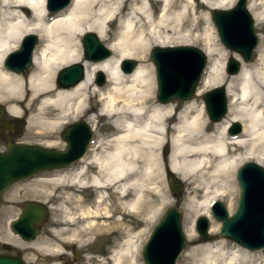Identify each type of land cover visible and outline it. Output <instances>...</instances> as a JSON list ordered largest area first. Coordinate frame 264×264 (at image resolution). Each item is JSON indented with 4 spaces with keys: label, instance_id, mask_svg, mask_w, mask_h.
<instances>
[{
    "label": "bare ground",
    "instance_id": "6f19581e",
    "mask_svg": "<svg viewBox=\"0 0 264 264\" xmlns=\"http://www.w3.org/2000/svg\"><path fill=\"white\" fill-rule=\"evenodd\" d=\"M234 2L71 0L50 13L46 0H0V103L5 104L7 113L20 116L30 110V127L58 128L90 114L91 98L98 96V112L87 120L95 127V121L102 118L108 128L106 138L90 145L75 170L59 171L55 178L43 175L34 179L92 189L93 202L76 216L80 224L71 230L69 239L83 231V238L91 240L90 235L104 230L103 235L110 237L108 257L96 260L97 264H142L139 251L147 225L170 202L161 188V170L167 172V181L175 178L173 174L188 181L192 187L185 203L187 212L211 221L209 205L214 200L229 198L231 211L237 169L246 161L264 166V0H247L258 28V44L254 57L241 62L237 73L226 75L224 60L229 54L239 61L242 56L220 47L209 36L203 38L209 62L193 99L180 105L160 102L154 96L152 66L144 63L152 46L189 45L199 18L208 17L201 7L225 10ZM87 32L95 33L113 54L88 61L81 45ZM28 34L38 36L30 69H8L6 57ZM215 54L221 56L218 62L211 59ZM125 59L138 60L130 73L120 68ZM76 62L84 66L83 79L70 87L59 86L60 70ZM98 72L106 76L102 86H97L96 76L94 79ZM219 86L228 98L227 111L212 122L197 98L206 89ZM235 123L241 126L238 132L231 130ZM167 144L165 157L160 151ZM199 191L201 198H197ZM74 220L72 213H66V222L54 231L55 236ZM220 225L211 222L209 232L216 233ZM184 230L190 244L182 264H264V248L254 251L240 244L228 248L223 240L198 242L189 215ZM31 246L56 255L59 251V246L38 241Z\"/></svg>",
    "mask_w": 264,
    "mask_h": 264
},
{
    "label": "water",
    "instance_id": "95a60500",
    "mask_svg": "<svg viewBox=\"0 0 264 264\" xmlns=\"http://www.w3.org/2000/svg\"><path fill=\"white\" fill-rule=\"evenodd\" d=\"M71 0H47L49 11H58ZM211 20L223 45L241 54L249 61L253 49L258 43L254 30V21L247 9V0H237L230 9H212ZM37 36H24L18 50L11 52L5 59V66L16 72L29 70L32 65V52ZM81 43L87 60L99 61L111 55V50L99 41L93 32L83 35ZM149 57L154 65L157 82L156 96L160 102L170 100H189L195 96L198 83L207 66V55L203 50L191 45L155 46ZM137 61L122 60L120 68L126 73L133 71ZM241 64L229 58L225 62V71L235 74ZM85 74L84 66L72 63L58 73L56 82L61 87H70L80 82ZM105 81L102 72L96 73L98 85ZM206 113L213 122L219 121L227 111L228 99L223 86L211 88L203 94ZM4 106L0 104V123L10 131L13 120L2 117ZM241 126L235 123L232 132H238ZM66 144L63 151L40 145L14 142L6 137L7 149L0 152V204L3 193L18 181L35 176L42 171L60 169L83 157L93 138L92 129L84 121L69 124L62 131ZM168 147L164 152L167 153ZM239 197L236 209L228 214L225 205L216 200L211 205L213 217L221 222L219 236L233 240L251 249L264 248V167L256 162L243 163L236 171ZM168 184L174 196H178L183 186L178 179L168 177ZM48 217L47 206L39 201L25 203L21 215L11 223V229L25 240H34L39 229ZM209 221L205 216L197 217L195 228L199 241L214 238L208 234ZM186 236L182 228V212L178 205L167 208L152 228L142 249L144 264H177L179 254L186 245ZM0 264H23L21 260L10 256H0Z\"/></svg>",
    "mask_w": 264,
    "mask_h": 264
},
{
    "label": "rangeland",
    "instance_id": "374dc122",
    "mask_svg": "<svg viewBox=\"0 0 264 264\" xmlns=\"http://www.w3.org/2000/svg\"><path fill=\"white\" fill-rule=\"evenodd\" d=\"M234 4H235V2H234ZM201 8L206 12L208 11V17L207 18H204V17L199 18L200 25L198 27V30L193 32L195 34V36L193 35V37L191 38L192 40H191L189 45L195 46V47L200 48L201 50L204 51V49H203L204 48L203 38L205 39V37L209 36L210 39L212 41H214L216 44H218L220 47L225 48L228 51H233V50L226 48L223 45V43L220 41V39L217 35V32H216L215 26L211 20V16H210L211 10H208L206 7H201ZM112 27H114V24L112 25ZM254 30H255V33L258 37V28L255 25V21H254ZM37 41H38V36H37ZM101 43L103 45H105V43H103V42H101ZM20 44H21V41H20ZM81 45H82V43H81ZM155 46H152L149 49V51L146 55V61H144V63L149 65V66L150 65L152 66V69H153L152 73H153L155 84L157 87L154 65H153V63L149 57V53H150L151 49ZM19 47H20V45H19ZM19 47H18V49H19ZM256 47L253 49L251 59L254 57ZM82 49H83V45H82ZM207 58H208V56H207ZM229 58H233V59L237 60L236 58H234L233 56H231L229 54V55H227V57L225 58L224 61L226 62ZM211 59H212V61L217 60V62H218V60L221 59V56L218 54L217 55L215 54ZM88 61H90V60H88ZM136 61L138 63V60H136ZM237 61L240 64H241V62H245L243 60V58L241 61H239V60H237ZM249 61H247V62H249ZM208 62H209V59L207 61V65H208ZM223 72L226 75H231L225 71V68H224ZM95 76H96V73L94 74V79H95ZM200 81L198 83L197 88L200 85ZM105 82H106V80H105ZM97 86H102V85H97ZM156 87H155V91H154L155 98H157ZM211 88H213V87H211ZM211 88H208L202 92L201 96L197 98V104H200L202 102L204 104L203 94ZM88 90L92 91V86ZM172 101L179 102V105H180V104H182V101H186V100L175 99V100H171L169 102H172ZM98 102H99L98 96H93L91 98V101H90V104L93 106L92 107L93 110L91 111L90 114L84 115V117L82 115H80V116H78L77 119L66 122L65 124L61 125L58 128L30 127L29 119H30V116L32 114V112L30 110L28 112H23L20 116H13V115H10L9 113H7V111L5 109L3 117L13 119L14 125H15V129H14L12 135L11 134H6V135L12 136L13 141H15V142L40 145L43 147L54 148V149L62 151L65 149L66 146H65V142L62 139L61 132L63 131V129H65V127L68 124L82 120V121L86 122L87 124H89L92 131H93L94 135H93V140L91 142V144H93L97 140L105 139L107 131H108V128L103 126L104 120L102 118L95 121V127H92L90 122H88V120H87L88 117H90L91 115L97 114L96 112H98V109L100 107ZM0 104L3 105L5 108V104H3V103H0ZM208 119H209V117H208ZM167 147H168V144H167ZM6 149H7L6 137L5 138L0 137V152L5 151ZM164 149L165 148H163L160 151V154L162 156L167 157L168 152H169V148H168L167 153L164 152ZM246 162H244V163H246ZM167 163H168V161L165 162V165H167V167H168ZM261 166H263V165H261ZM51 173H52L51 171L40 172L37 175H35V177H33L32 179H27V181L25 183L17 182L16 184H14L10 188V190L8 192H6L4 194V196H3L4 199H9L12 201H7V200L4 201V199H3V205L0 208V236L4 237V238L7 237V227H10V224L12 222L11 220L15 219L19 215L20 210H21L20 205L24 201L35 199V198H41V199L45 198L47 200L48 199L51 200L52 198H56L58 201H57V203L54 204V207H51L49 209V214H48V217L46 219V222L44 223L40 234L36 238V241L40 242V244H42V245H45L46 243H48V244H51L53 246H59V251L57 253L58 254L63 253L65 255V253L68 252V250H69L66 247V245H72L74 242L77 243V245H78L83 240H85V241H83V244H80V247H83V264H97L98 262L96 260L108 257V251H107L106 247L110 243V237L103 235L104 230H99V232H97L93 235H90V236H92L91 240H90V238L87 240V236H84V238H83V231L79 232V234L77 235V238L72 239V240L69 239L71 230L75 229L80 224L77 221L78 218H76V216H78L80 214V212L85 210L88 206H91L93 199H94V192L92 191V189H90V187H78V186H71V185L65 184V183L58 184V182H50L49 183L46 181L34 180L35 178H37L39 176H43V175L49 176ZM161 174H162L161 179H163V184H162L161 188H162L163 192L165 193V195L167 196V198L169 199L170 202L165 204L161 208L156 219H154L153 222H151L150 224L147 225V230H146L145 234L143 235V238H142L143 242H142V245H141V248L139 251L140 262L142 264H144V263H143L141 251H142L143 245L145 243V240L147 239V237H148L150 231L152 230L153 226L158 222V220L160 219V217L163 215V213L165 212V210L167 208L171 207L172 205H178L179 209L182 212V228H183V231L185 233V236H186V232L184 230L185 217L188 215L191 217V219L193 220L194 228H195L196 218L199 216H204V215H197L196 216V214L194 215L192 213L187 212L185 203L190 196L188 194L189 188L191 189V187H192V186L188 185V181H183L182 179L179 178V176L177 174H173L175 178L182 181L181 184L183 186V190L181 191V193L178 196H174L170 190V187H169V184L167 181V172H165V171L162 172V170H161ZM88 176H89L88 174L85 175V177H88ZM21 184H22V190L19 189L21 187L20 186ZM156 184L160 187V183H156ZM59 187H60V189H59ZM54 190H57V191H54ZM238 193H239V186H238V183L236 180V173H235V191H234V194L232 197L233 198V206H232L231 211H229L230 207H228L229 198H224L223 200H221V202L225 205L229 215H232L236 209V206L238 203ZM202 195H203V193L201 191H199L197 194V198H201ZM47 200H44V203H46ZM109 200H111V199L109 198ZM106 201L108 202V200H106ZM209 211H210V205H209ZM66 213H72L73 217H75V220L71 224L67 223L66 224L67 229L62 230L61 234H58V232H56L57 236H55L56 234L54 231L56 229H58L59 227L64 226V224H65L64 222H66L65 221L66 220ZM210 213H211V211H210ZM211 216H212L211 221H210V219L207 218L209 221V225L211 222H217L218 221L213 217L212 214H211ZM132 221L135 223L136 218L133 217ZM218 222H220V221H218ZM220 224H221V222H220ZM219 229H220V227H219ZM219 229L216 233L212 234L209 232V226H208L207 232H208V234L213 235L214 238L212 240L204 241V242H209L210 244H216L218 241L223 240L226 243V245L228 246V248H232L234 246L239 245L238 243H236L233 240L219 236ZM195 230H196V228H195ZM196 233H197L196 240L198 242H201V241H199V234H198L197 230H196ZM186 240H187V242H186L185 248L182 250V252L178 256L177 264H182V261L184 258L183 256L185 254L184 252H186V249L189 247L190 242H188L187 236H186ZM89 241H92V242H89ZM80 247H76V248L80 249ZM33 248L32 249H30V248L25 249L26 251L29 250L28 256L31 258L30 259L31 264H50V261L48 259H49L50 254H53V253L49 252L50 250L45 252V251H41V250H38L35 248L33 249ZM263 252H264V250H263ZM67 257L68 256H65L63 259H61V261H66L67 259H69ZM89 257H94L95 261L89 262L88 261ZM54 260L58 261L57 259H54ZM61 261L59 260L58 262H61Z\"/></svg>",
    "mask_w": 264,
    "mask_h": 264
},
{
    "label": "flooded vegetation",
    "instance_id": "af4514ba",
    "mask_svg": "<svg viewBox=\"0 0 264 264\" xmlns=\"http://www.w3.org/2000/svg\"><path fill=\"white\" fill-rule=\"evenodd\" d=\"M14 129H15V125L13 123V128L7 132V130L5 128H3L1 126V123H0V137L5 138L7 136H10V135H6V134L12 135ZM10 137L12 138V136H10ZM79 165H80L79 160H77V161L71 163L67 167L55 169V170H49L52 172L50 174V177L55 178L56 174H58L59 171L75 170ZM43 172H47V171H43ZM70 172H72V171H70ZM26 181L27 180H23V181H20L19 183H25ZM14 184H16V183H14ZM14 184L9 186V188L6 190V192H8ZM59 189H60V187H59ZM20 190H22V187H20ZM4 194H3V196H4ZM3 199L4 198L2 197L0 208L3 205ZM6 200L12 201L9 199H4V201H6ZM30 201H39V202L44 203V200L41 198L26 200L24 202L22 201L23 203L20 205L21 210H20L19 215L22 214L25 203L30 202ZM57 201L58 200L56 198H52L51 200L48 199L47 202L45 203V205L48 207V209H50L51 207H54V204L57 203ZM11 221H13V220H11ZM42 227L43 226H41V228L39 229L40 232H41ZM40 232H39V234H40ZM7 234L9 235V236H7L8 239L0 236V256H3V255L4 256L5 255L10 256L12 258H16V259L21 260L23 264H31V262H30L31 258L28 256L29 250L26 251L25 249H29V248L32 249L33 247L31 245H32V243H34L36 241V238L38 236L34 240H25L21 236H19L18 234L14 233L11 229V226L7 227ZM80 244H83V241ZM80 244L77 245V243L74 242L72 245H66V247L69 250H68V252L65 253V255L63 253H59V254L57 253V255L55 253L50 254L49 259H48L50 261V264H83V247H80ZM76 247H80V249H77ZM65 256H68L67 258H69V259H67L66 261H61V259H63ZM54 259H57L58 261L60 260L61 262L55 261Z\"/></svg>",
    "mask_w": 264,
    "mask_h": 264
}]
</instances>
